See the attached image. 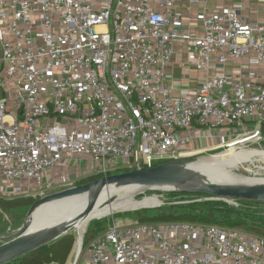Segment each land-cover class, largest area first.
<instances>
[{
  "label": "built area",
  "instance_id": "2783aa9c",
  "mask_svg": "<svg viewBox=\"0 0 264 264\" xmlns=\"http://www.w3.org/2000/svg\"><path fill=\"white\" fill-rule=\"evenodd\" d=\"M177 1L0 0L4 198L52 194L49 171L66 158L103 178L264 142V76L225 70L247 59L264 71V23L243 20L234 4L205 12L194 35L182 30ZM179 41L206 73L194 95H176L167 76ZM213 62L221 71L210 73ZM194 126L217 133L219 145L196 147ZM69 264H264V237L188 222L113 223L86 248L83 238Z\"/></svg>",
  "mask_w": 264,
  "mask_h": 264
},
{
  "label": "water",
  "instance_id": "95a60500",
  "mask_svg": "<svg viewBox=\"0 0 264 264\" xmlns=\"http://www.w3.org/2000/svg\"><path fill=\"white\" fill-rule=\"evenodd\" d=\"M198 157L162 163L151 168L134 169L129 172L100 178L38 199L28 210L23 226L12 233L0 236V264H9L29 253L54 243L75 230V224L86 221L96 210L101 194L110 185L136 187L135 195L158 189L193 195L209 196L217 200L264 202V182L257 184H216L206 181L203 174L191 165ZM88 194L87 207L70 222L59 223L35 232L27 233L29 219L43 205L65 198ZM115 202L116 199H112Z\"/></svg>",
  "mask_w": 264,
  "mask_h": 264
},
{
  "label": "trees",
  "instance_id": "16d2710c",
  "mask_svg": "<svg viewBox=\"0 0 264 264\" xmlns=\"http://www.w3.org/2000/svg\"><path fill=\"white\" fill-rule=\"evenodd\" d=\"M264 134V125L262 126ZM262 170V169H259ZM121 172H118V174ZM248 172L247 176H252ZM254 177V176H252ZM101 176H90L75 183V186L87 184L100 179ZM147 192L145 194H152ZM158 194L170 197L175 204H164L153 214L138 213V224L163 223V222H188L224 228H238L245 231L258 230L264 233V202L240 201L239 207H234L224 200H211L202 202L180 203L188 200L209 198V196L185 194L179 192H158ZM136 197L137 195H133ZM38 200L33 197H18L13 199L0 198V216L16 210H26ZM93 222V221H92ZM83 225L82 234L84 247L102 236L106 232V220L96 221ZM89 225V226H88ZM77 234V233H76ZM71 232L54 243L47 245L33 253L13 261L9 264H69L78 247V234Z\"/></svg>",
  "mask_w": 264,
  "mask_h": 264
},
{
  "label": "crops",
  "instance_id": "0c3cea01",
  "mask_svg": "<svg viewBox=\"0 0 264 264\" xmlns=\"http://www.w3.org/2000/svg\"><path fill=\"white\" fill-rule=\"evenodd\" d=\"M194 1L198 2L197 5H193ZM234 4L241 5L239 15L243 20L257 24L264 23V0H178L177 8L182 14L181 28L184 32L198 35L201 31L202 18L205 12L218 11ZM190 57L191 54L186 43L177 42L174 58L167 69V76L176 86V95H194L200 87L201 80L206 75L204 71L195 68ZM225 70L228 73L241 74L246 78L254 79L264 76L262 69L248 66L247 59H242L237 64L230 63ZM218 71H221L220 67L213 62L210 66V73ZM213 133L214 131H209L205 127L194 126L190 131V136L193 137L190 142L192 141L199 148L217 146L220 140L217 133L215 135ZM224 140L229 141L230 137H226ZM190 142L181 143L179 150L185 152ZM49 172V181L57 185L53 193L69 189V185L74 187L78 180L87 178L89 175L88 168L85 169V161L69 158H66Z\"/></svg>",
  "mask_w": 264,
  "mask_h": 264
},
{
  "label": "bare ground",
  "instance_id": "6f19581e",
  "mask_svg": "<svg viewBox=\"0 0 264 264\" xmlns=\"http://www.w3.org/2000/svg\"><path fill=\"white\" fill-rule=\"evenodd\" d=\"M233 149L239 148H232L231 150ZM213 156L214 157L210 156L212 158L206 157L209 158L207 160H204L205 158H200L191 165L193 169L203 174L207 182L236 185L257 184L264 182V179L261 178L248 177L228 172L229 168L234 165L239 166L246 162L249 163L250 161L264 162V152L237 150L228 152L224 155ZM131 190L136 192L138 188L110 185L106 188V190H104L93 214L86 221H81L75 224V229L77 230L76 233L78 234V247L80 241L83 239L82 228L86 223L99 218L112 216L118 212L122 213L123 211L129 210L136 211L138 209L146 207L154 208L160 205L159 202L157 204L156 200L158 201V199L156 197L147 198L143 201H136L133 203L128 201H123L122 203L111 201L114 198L116 199L117 197L129 193ZM134 192L131 195H134ZM88 200V194H83L43 205L29 219V229L27 233L35 232L39 229L47 228L55 224L70 222L87 207Z\"/></svg>",
  "mask_w": 264,
  "mask_h": 264
},
{
  "label": "rangeland",
  "instance_id": "374dc122",
  "mask_svg": "<svg viewBox=\"0 0 264 264\" xmlns=\"http://www.w3.org/2000/svg\"><path fill=\"white\" fill-rule=\"evenodd\" d=\"M237 150H240V151H242V150H244V151L257 150L259 152H264V142L261 143L260 145L248 144V145H245L243 148L233 149V150L228 151V152L237 151ZM228 152L223 153V150H221V151H217V152L204 154L203 156H198V158H205L204 160H207L209 158L214 157L213 155L220 156V155H224ZM210 156H212V157H210ZM206 157H209V158H206ZM87 168H88V165L85 163V169H87ZM259 169H262V170H259ZM228 172L232 173V174H241V175H245V176L248 175L247 174L248 172H253L252 176H254L255 178L264 179V162L263 161H257V162H253V163L246 162V163H243L239 166L234 165V166L229 168ZM252 176H248V177H252ZM80 180H78V181H80ZM70 187L71 186L69 185L68 188H70ZM133 192H134V190H131L129 193H127L123 196L117 197L116 202L117 203H122L123 201H128L130 203H133L136 201L139 202L145 198H150V197H153L155 195L156 198L158 199V201L156 200V202H157V204L159 202L160 205L156 206L154 208L153 207H146V208L138 209L136 211L129 210V211H123L122 213L118 212L112 216L105 217V218H99L97 220H94L91 224H93L96 221L106 220V222H105L106 229L109 225H111L113 223H115L116 226H118L119 228L129 227V226H133V225L138 224L137 223L138 222V213L145 212V213L153 214L156 210H158L164 204V202H168L169 204H175L176 203V202L175 203L170 202L171 201L170 197H166L165 195H162V194H160V195L158 193L141 194V195H137L136 197H134L133 195H131ZM0 197L4 198V196H2L1 194H0ZM5 197H9V196L7 195ZM190 202H192V200L183 201L180 203H187L188 204ZM227 203L230 204L231 206L239 207V203L237 201L229 200V202H227ZM261 209L264 210V207H261ZM27 212L28 211H26V210H16V211H13L11 213L2 214L0 216V236L6 235V234H9V233H12V232L19 230L26 221ZM218 227H221V226H218ZM231 229H238V228H231ZM238 230L245 231L244 229H238ZM76 231L77 230L75 229L73 232H75V234H76ZM245 232L253 234V235L264 237V233L261 231H258V230H254V231L253 230H251V231L246 230ZM5 242H7V241L5 240L3 243H5ZM53 264H55V263H53Z\"/></svg>",
  "mask_w": 264,
  "mask_h": 264
},
{
  "label": "flooded vegetation",
  "instance_id": "af4514ba",
  "mask_svg": "<svg viewBox=\"0 0 264 264\" xmlns=\"http://www.w3.org/2000/svg\"><path fill=\"white\" fill-rule=\"evenodd\" d=\"M254 151H257V150H254ZM257 152H259V151H257ZM253 162H257V161H250V163H253Z\"/></svg>",
  "mask_w": 264,
  "mask_h": 264
}]
</instances>
